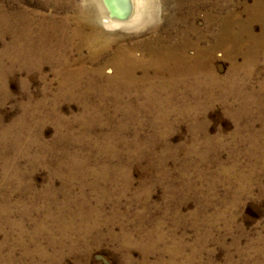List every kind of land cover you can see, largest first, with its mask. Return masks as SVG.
<instances>
[{"label":"rangeland","instance_id":"rangeland-1","mask_svg":"<svg viewBox=\"0 0 264 264\" xmlns=\"http://www.w3.org/2000/svg\"><path fill=\"white\" fill-rule=\"evenodd\" d=\"M147 2L142 24L97 18L57 52L87 0H0V264H264V0ZM153 45L210 67L106 81ZM66 55L87 74L68 79Z\"/></svg>","mask_w":264,"mask_h":264},{"label":"bare ground","instance_id":"bare-ground-1","mask_svg":"<svg viewBox=\"0 0 264 264\" xmlns=\"http://www.w3.org/2000/svg\"><path fill=\"white\" fill-rule=\"evenodd\" d=\"M98 1L102 8L101 13L97 12L96 6L93 5V0H87L88 7L86 8V10L87 11L91 10L92 12V13H88L90 14L89 18L84 19L82 16H79L78 19L75 21L74 27H70L68 21L64 20L62 23V27L60 29L59 38H57L56 40L50 38L51 40L50 43L49 40H45V41L48 42L49 45L51 44L57 52H60L61 50L68 47L72 39L77 38L79 40L78 48L81 49L82 47L88 45V39L84 36L83 33L84 30L85 29L96 30L95 28L98 29L96 24L97 18L99 19L100 22H103L104 24L110 23L112 25H116L123 28H131L135 25L137 26V24L140 23L142 24L144 18L142 17V13H141V6L147 5L148 3L147 2L148 0H98ZM93 9L95 12L93 11ZM260 19H261L260 14L257 13V15L249 17L246 23L243 21L235 24L233 23L234 24L233 26H235L234 28L237 29V32L235 33L234 36L233 33L232 36L229 35L231 38V40L229 41H231V43L234 45V43L239 42V40L241 39L242 41H245L246 46L252 44L253 37L250 36L251 34L250 26L254 22L260 21ZM23 38L27 42V45H29L30 51L32 47H36V44L38 42H41L39 40L33 39V37L31 38L30 34L28 33L24 35ZM38 39H40V37H38ZM256 42H261V41H256ZM19 46H20V51H23V48L21 47L22 46L21 42ZM147 48H149V46H147ZM179 49L180 47L168 48L164 46L153 45L151 51L150 52L147 51L149 53L148 56H150V60L148 61V64H144L142 61L139 62L140 59H132L129 62L125 57L116 58L117 54L114 53L111 58V59L116 58L114 64L112 65L113 76L110 77L109 79H106V81L111 80L118 84H125L126 86H123L124 88H131L134 87V85L136 84H145V83L147 84L153 82L154 80L156 83L162 85L170 84V83H174V81H176L178 77H179L178 80H181L184 79L183 76L185 75L194 76V73H202L203 70H205L204 68L207 67V64L209 65V62L211 61V56L205 53L206 54L205 60L200 61L199 60L200 54H198L195 61H193L192 63L190 62L188 63L183 57L179 55V53H177L179 52ZM42 51H44V49ZM47 52H49V50H47ZM92 57L97 58V54H94ZM63 59L66 64L61 65L62 71L65 72V74L68 76V79L72 81L75 78L78 79L79 77L81 78L85 76L89 71V69H86L85 66H81V65H77V67L73 68L71 65H74V63L77 64V62L74 60L73 61L71 60L72 61L71 62L68 55H66V58L64 57ZM79 60L83 62L82 57L77 59V61ZM149 66L153 68L152 70L156 71L154 73L155 78H151V76L149 75L148 73ZM136 70L143 71V75L140 78L136 77L135 74ZM165 72L169 73L168 79H163L164 76L166 75ZM96 74L102 76L103 68L100 67L97 68ZM205 74L208 76L206 79L214 78V74L211 69H208ZM172 75L177 77L174 78L172 77Z\"/></svg>","mask_w":264,"mask_h":264}]
</instances>
